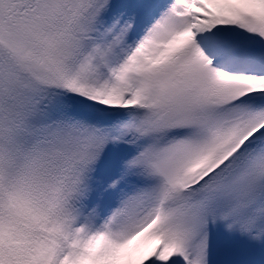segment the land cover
Masks as SVG:
<instances>
[{
	"label": "rangeland",
	"instance_id": "374dc122",
	"mask_svg": "<svg viewBox=\"0 0 264 264\" xmlns=\"http://www.w3.org/2000/svg\"><path fill=\"white\" fill-rule=\"evenodd\" d=\"M257 19L264 20V0H78L59 36L44 35L60 66H51L52 50L31 59L43 84L80 93L90 113L49 109L41 127L25 125L43 139L31 147V133L5 118L7 101L15 100V112L35 104L15 74L26 70L1 44L8 40L23 58L31 51L0 37V227L13 211L51 219L28 241L32 264H122L128 247L132 264L137 251L141 264H264V229L254 237L240 230L238 199L263 175L264 145L237 159L242 167L227 174L221 195L208 197L205 208L193 209L181 195L187 167L199 178L248 129L264 126L254 124L264 106H228L236 84L209 69L203 32L233 30L235 22L239 36L252 39ZM71 33L68 52L62 39ZM92 109H112L120 119L113 130H99Z\"/></svg>",
	"mask_w": 264,
	"mask_h": 264
},
{
	"label": "bare ground",
	"instance_id": "6f19581e",
	"mask_svg": "<svg viewBox=\"0 0 264 264\" xmlns=\"http://www.w3.org/2000/svg\"><path fill=\"white\" fill-rule=\"evenodd\" d=\"M263 128H264V127H263ZM262 130H263V129H262ZM262 130H261V131H262ZM261 131H260V132H261ZM258 132H259V131H258ZM258 132L254 133L253 136H254V137H257V136H258ZM135 257H136V261H137V263H138V264H141L142 260L138 257V251L136 252ZM132 258H133V255H128V254H127V255H126V260H125V261H126V264H128V263H129V260L131 261Z\"/></svg>",
	"mask_w": 264,
	"mask_h": 264
}]
</instances>
